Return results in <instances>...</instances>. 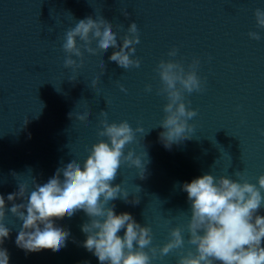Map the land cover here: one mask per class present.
Segmentation results:
<instances>
[{
    "label": "water",
    "instance_id": "1",
    "mask_svg": "<svg viewBox=\"0 0 264 264\" xmlns=\"http://www.w3.org/2000/svg\"><path fill=\"white\" fill-rule=\"evenodd\" d=\"M258 7L264 8V0H0V194L6 199L20 183L31 190L33 175L45 183L72 159L83 163L87 149L106 139L97 135L105 111L110 123L126 120L144 129L124 151L149 160L143 180L139 169L121 165L113 184H121L129 199L138 195L140 203L118 199L112 202L115 212H128L150 226L155 246L168 241L171 228L184 229L185 247L152 264H176L180 255L194 252L187 244L190 204L179 184L205 173L236 180V171L257 184L264 174V29L256 26ZM100 15L112 22L118 43L129 24H137L140 43L132 58L140 67L125 70L109 61L111 48L96 56L85 52L84 66L71 82L73 72L64 67V34L78 20ZM249 32H259L261 39H250ZM173 47L178 53L169 57ZM194 58L200 61L197 74L204 90L184 93L185 103L197 111L189 121L195 126L193 139L166 149L157 126L167 101L157 94L155 69L161 59H172L187 70ZM85 111L89 116L82 123L76 114ZM12 171L18 175L11 176ZM87 219L78 211L56 220L70 231L59 252L26 254L15 244L21 223L9 213L5 224L12 231L3 244L9 264H100L81 246Z\"/></svg>",
    "mask_w": 264,
    "mask_h": 264
},
{
    "label": "clouds",
    "instance_id": "2",
    "mask_svg": "<svg viewBox=\"0 0 264 264\" xmlns=\"http://www.w3.org/2000/svg\"><path fill=\"white\" fill-rule=\"evenodd\" d=\"M123 15L127 18L129 14ZM254 17L257 28L264 29V8H256ZM248 36L257 41L261 39L259 32H249ZM120 40L118 43V33L103 15L78 20L65 32L62 44L66 54L64 67L73 72L69 81L77 80L78 70L84 66L85 52L96 56L111 48L109 61L125 70L139 68L140 60L132 58L135 45L140 43L134 21ZM177 53L178 49L173 47L168 56L175 57ZM199 63L194 58L186 70L179 61L161 59L156 66L160 79L157 94L167 101L163 119L157 126L163 129L159 140L166 149L193 139L195 126L189 121L197 116V111L185 103L184 93L204 90L197 74ZM102 66L105 69L103 61ZM96 83L93 80V87ZM120 88L122 92L127 91L123 85ZM145 91L151 92L152 86L146 85ZM100 115L104 118L100 120L97 135L106 139L98 140L87 149L89 154L83 163L72 159L58 167L45 183H38L33 175L31 190L27 183H20L18 190L9 193L6 199L0 194V264H9L10 260L8 250L3 247L12 231L5 224L9 213L21 223L15 244L26 254L42 250L59 252L66 247L70 231L57 225L56 220L71 218L78 211L88 217L81 225L86 235L81 246L96 256L100 264H152L153 260L185 247L184 229L180 226L170 229L166 243L155 246L150 226L141 225L128 212H115L112 202L118 199L133 206L140 203L138 195L132 194L129 199L130 193L121 184H113L121 165L139 169L138 177L143 180L149 160L142 161L134 150L124 151L136 140V134L144 131L142 127L134 129L126 120L110 123L105 111ZM88 116L89 112L85 111L76 114V119L83 123ZM72 117L70 112L69 118ZM28 170L32 172L31 168ZM234 174L239 179L205 173L179 184L190 204L187 244L195 251L180 255L176 264H264V215L259 214L264 208V174L257 178L259 187L244 178L242 172ZM10 175L18 173L12 171Z\"/></svg>",
    "mask_w": 264,
    "mask_h": 264
}]
</instances>
